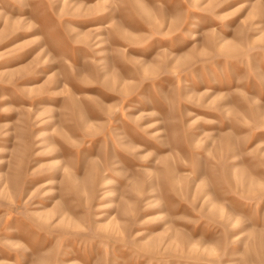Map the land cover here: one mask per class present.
<instances>
[{"label": "rangeland", "instance_id": "obj_1", "mask_svg": "<svg viewBox=\"0 0 264 264\" xmlns=\"http://www.w3.org/2000/svg\"><path fill=\"white\" fill-rule=\"evenodd\" d=\"M0 264H264V0H0Z\"/></svg>", "mask_w": 264, "mask_h": 264}]
</instances>
